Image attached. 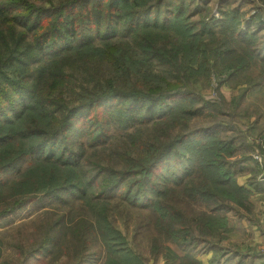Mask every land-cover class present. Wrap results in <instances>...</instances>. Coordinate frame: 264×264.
<instances>
[{"label":"trees","instance_id":"1","mask_svg":"<svg viewBox=\"0 0 264 264\" xmlns=\"http://www.w3.org/2000/svg\"><path fill=\"white\" fill-rule=\"evenodd\" d=\"M192 3L0 0V218L37 196L82 201L96 206L103 264H145L108 220L106 201L118 195L147 209L155 232L180 248L200 241V251L220 247L212 238L228 231L223 214L230 200L246 204L234 183L235 164L226 160L234 147L212 129L181 126L219 107L194 91L197 75L230 76L251 65L250 54L262 62L264 45L252 47L256 29L250 26L261 31L264 22L251 16L242 28L235 11L223 10L220 19L194 21L201 6L191 9ZM237 43L247 45L240 52ZM152 62L163 70H152ZM146 124L151 129L143 135L136 126ZM110 127L134 128L127 135L133 151L120 156V169L86 167L81 139L101 144ZM12 171L15 178L3 176ZM195 204L207 209L190 218ZM79 229L89 234L84 224ZM161 249L153 239L151 252ZM165 253L173 255L168 248ZM189 257L177 264H197Z\"/></svg>","mask_w":264,"mask_h":264},{"label":"rangeland","instance_id":"2","mask_svg":"<svg viewBox=\"0 0 264 264\" xmlns=\"http://www.w3.org/2000/svg\"><path fill=\"white\" fill-rule=\"evenodd\" d=\"M194 7H200L199 11H201L199 15L198 13L193 15L194 21L206 20L211 15L215 19H220L222 15L220 10H223L224 13L235 11L237 18L242 21V28L244 27L243 19L251 16L264 22V0H194L189 8ZM258 28L255 24L250 26L251 31L256 29L255 38L251 40L252 47L255 44L259 48L264 45V28L261 31ZM209 39L206 37L202 39V42L205 43ZM242 45L247 44L242 43ZM237 46V51L241 52L244 49L238 43ZM237 53L239 52L234 54ZM190 55L193 56L192 53ZM249 57L251 65L230 76L219 73V78L215 80L211 71L209 77L204 75L206 73L197 75L196 81L192 83L194 91L200 96L214 100L213 104L219 107L218 109L206 108L204 112L192 117L187 124L181 126L183 130L191 131L209 128L214 130L216 136L223 142L231 141L234 149L226 160L235 164L234 183L241 186L243 194L246 195L245 202L254 196L251 197L252 191L243 185L244 174L249 175L246 177L245 184L254 185L257 191L264 189V59L260 58L262 60L260 62L251 54ZM228 65L232 68V64L228 63ZM153 69L163 70L157 63L152 62ZM103 70L106 75L109 73L106 68ZM219 80H222L220 84H218ZM241 93L243 96L240 98ZM136 127L141 129L143 135H147L151 124ZM112 128L114 127H110L107 140L96 146H88L85 138L81 139L86 167H91L95 163L117 169L123 167L124 161L122 162L120 156L125 155L126 158V152L133 151L134 147L128 146L130 140L127 135L133 132L134 128L128 130ZM27 165L24 163L18 171L24 170ZM15 175L16 171H12L10 175L3 174L4 177L12 179L16 177ZM178 196L182 197V194ZM229 204H232L231 208L223 214L226 217L228 231L225 236L218 234L212 238L220 247L205 251H200L203 246L201 241L190 249H182L173 240L164 238L161 234L158 235L153 228L148 210L131 206L118 195L106 201V208H108L107 215L110 223L124 235L130 249L142 256L145 264H176L179 261L185 263L186 261L180 260L179 257L186 259L187 256H190L191 262L193 256L208 251L212 254L209 259L210 264H216L217 259L222 256L231 257V253L240 256L237 257L239 262L242 257H245L236 250L241 232L239 220L235 218V215L239 213V208L248 210V205L233 204L231 200ZM180 205L183 207V204ZM193 206H195L194 211L188 214L190 218H195L200 209H207L204 205ZM95 207L82 201L64 204L57 202L54 198L37 196L12 214L0 218V264H19L24 257L25 264H74L77 260H81L80 264H103L106 252L94 224L93 209ZM182 209L188 212L189 207ZM81 224L88 227V231L85 230L86 234L89 233L87 236L83 234L82 229H79ZM261 234L260 232L258 240ZM76 235L82 239H89V243H82ZM45 237H49V240L45 242L42 249L38 248ZM263 237L264 234L262 239ZM153 239H156L162 248L156 255L151 252ZM258 240L250 241L253 248L248 250L252 253L247 264H252L250 261H253V254L264 257V240L261 243H258ZM164 248H168L173 255L166 257ZM174 250L183 253L180 256ZM228 251L231 253L225 255Z\"/></svg>","mask_w":264,"mask_h":264},{"label":"crops","instance_id":"3","mask_svg":"<svg viewBox=\"0 0 264 264\" xmlns=\"http://www.w3.org/2000/svg\"><path fill=\"white\" fill-rule=\"evenodd\" d=\"M244 186L252 191L253 197L251 200H248L246 204L248 205V210H243L239 208V213L235 215V218H238L239 220V245L236 247V250L242 254H244L245 257L241 258V261H237V257H240L239 255H233L230 251H228L225 255H229L231 253V257L228 256H222L224 259H217L216 264H247L248 259H251V250L253 247H251L250 241L252 239L258 240V235L261 232L264 234V189L262 191H257L254 187V185H247V178L249 175L244 174ZM246 205V206H247ZM234 224V222H233ZM235 225V224H234ZM247 231V232H246ZM250 231V233H248ZM246 232V233H245ZM262 234L260 236V239L257 241L258 243L263 242L264 237L262 239ZM251 248V249H250ZM177 255H182L183 252H180L179 250H174ZM211 251L197 254L196 256L192 257V261H196L197 264H210V257H211ZM253 261L252 264H264V257L252 255ZM236 262H235V260ZM249 262V261H248ZM178 263V262H177ZM176 263V264H177ZM162 264V263H160Z\"/></svg>","mask_w":264,"mask_h":264}]
</instances>
